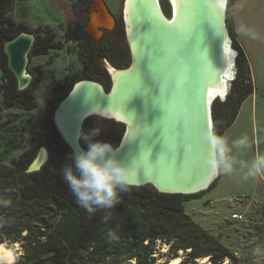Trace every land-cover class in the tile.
<instances>
[{"label":"trees","instance_id":"16d2710c","mask_svg":"<svg viewBox=\"0 0 264 264\" xmlns=\"http://www.w3.org/2000/svg\"><path fill=\"white\" fill-rule=\"evenodd\" d=\"M234 1L228 2L227 22ZM18 2L0 0V95L5 110L20 108L33 111L38 107L33 92L38 80L32 73L33 81L29 88L18 89L15 75L8 66L4 45L22 32L32 33L36 41L31 58L43 55L51 48H61L63 43L55 40L51 30L39 28L32 31L17 22L13 13ZM75 28L74 32L66 31V41L78 42L84 50L95 45L85 35L83 20L78 21ZM44 32L45 36H42ZM235 49L238 51L236 66L239 70L230 95L225 102L216 100L213 104L214 128L221 134L233 126L242 105L254 93L247 55L236 41ZM88 52V59L98 66L95 53ZM80 80L102 82L85 70L81 75L68 76L64 85L55 88L61 96L57 104ZM7 125L0 115V133L12 136L16 130H6ZM40 127L41 132L36 140L30 141L29 147H25L27 139L16 133L13 141L19 143L14 149H23V152L10 165L5 163L0 152V198L11 201L7 207H0V246L19 249L14 264H157L165 254L158 244L168 245L172 258L180 251L185 252L181 264H196L198 259L205 257H209L210 264H226L227 261V264H239V259L228 248L186 214V199L200 193L188 196L163 194L151 185L142 186L121 194L120 203L115 208L99 210L89 216L76 203L62 179L61 169L70 162L72 150L56 129L53 112L40 121ZM81 143L87 147L82 139ZM42 146L48 149L49 161L41 170L28 172ZM10 147L7 145L8 149Z\"/></svg>","mask_w":264,"mask_h":264},{"label":"water","instance_id":"95a60500","mask_svg":"<svg viewBox=\"0 0 264 264\" xmlns=\"http://www.w3.org/2000/svg\"><path fill=\"white\" fill-rule=\"evenodd\" d=\"M168 2L170 16L161 0H124L129 67L118 69L105 60L110 90L93 80L74 83L54 110L53 121L72 152L86 149L77 132L89 118L98 116L122 124L123 136L113 146L120 159L130 162L144 155L151 162L150 171L140 170V187L151 185L163 194L188 196L207 191L220 175L203 165L208 146L201 130L215 126L213 104L222 101L219 95L210 104L209 87L221 85V74L231 75L235 70V77L228 78L230 90L238 51L232 47L237 55L233 62L226 59V45L232 46L227 24L229 0H179L177 13L172 1ZM35 41V35L22 32L4 45L9 69L21 91L33 81L28 66ZM226 62L234 63L233 67H226ZM107 65L116 73L115 79ZM95 111L114 113L121 119ZM49 159L44 146L28 172L41 170Z\"/></svg>","mask_w":264,"mask_h":264},{"label":"rangeland","instance_id":"374dc122","mask_svg":"<svg viewBox=\"0 0 264 264\" xmlns=\"http://www.w3.org/2000/svg\"><path fill=\"white\" fill-rule=\"evenodd\" d=\"M122 1L104 0L110 12L119 18ZM161 2L170 16L168 0ZM75 4L73 0H19L14 10L13 17L17 22L25 24L32 31L39 28L51 30L55 40L63 43L61 48H51L44 51L43 55H34L30 58L28 70L38 80L33 88L38 104L36 109L5 110L0 95V115L3 122L8 124L6 130H16V133L23 135L27 139L25 147H29L30 141L36 140L41 132L40 121L53 112L61 97L55 88L64 85L68 76L81 75V71L85 70L89 74L96 75L97 80L102 81L99 83L110 90L111 80L102 69L104 58L99 61L98 66L89 61V69H84L78 42L66 41V31L74 32L76 29ZM87 18L88 14L84 11L83 23ZM227 24L232 47L235 49V41L238 42L247 55L251 66L254 93L242 105L233 126L223 134L219 130L218 133L227 135L229 142L246 135L250 148L241 153L238 159L250 160L257 152H264V0H235ZM42 36H45V32ZM122 39L119 37L115 48L111 50L116 49L118 52L115 54L111 52L114 64L112 65L118 66V69H125L130 65L124 35ZM237 70H239L238 66H236ZM228 96L222 101L225 102ZM84 127V131L101 128L100 135L95 139L111 143L114 147L118 146L124 133L121 124L98 116L91 117ZM16 133L12 136L0 133V152L3 153L7 165L17 160L23 152V149H14L19 143L13 141ZM7 145L11 146L10 149ZM184 205L186 214L192 221L228 248L237 258L240 256L239 264H253L254 259H257L258 264H262L259 258L252 255V250L257 245L264 246V178L244 180L238 171L231 175L220 174L212 189L194 198H187ZM236 213L242 214L243 219L234 220L232 215ZM158 248L165 254L157 264H168L173 256L168 253L169 247L164 251L165 245L158 244ZM12 250L17 258L19 249ZM179 256L183 261L186 253L180 251L176 257ZM197 261L196 264H202L199 263V259Z\"/></svg>","mask_w":264,"mask_h":264},{"label":"clouds","instance_id":"9594fccd","mask_svg":"<svg viewBox=\"0 0 264 264\" xmlns=\"http://www.w3.org/2000/svg\"><path fill=\"white\" fill-rule=\"evenodd\" d=\"M101 131L99 127L87 132L78 131V139H82L87 147L71 152L70 162L61 169L62 179L76 203L89 216L99 210L115 208L121 194L141 186L140 170L145 173L151 170V162L144 155L133 157L130 162L121 160L118 149L111 143L95 139ZM201 137L208 146L203 165L210 173L231 175L238 171L244 180L264 178V152H257L250 160L238 159L250 148L246 135L229 142L227 135L218 134L213 126H209L201 130ZM10 203V200L0 198V207ZM252 255L264 258V246L257 245Z\"/></svg>","mask_w":264,"mask_h":264},{"label":"flooded vegetation","instance_id":"af4514ba","mask_svg":"<svg viewBox=\"0 0 264 264\" xmlns=\"http://www.w3.org/2000/svg\"><path fill=\"white\" fill-rule=\"evenodd\" d=\"M96 1L97 0H86V2L82 3V4L79 3V1H74L76 3L74 6L75 18H76L75 23H77L80 20H83V15H84V11H85L88 14L87 21L84 22L85 33H86L87 37L95 43L94 46H90L89 48H86V50L80 48L81 49V55L83 56V66L86 68L88 67V69H89V66H90L89 61H91V59H88L89 55L86 54V51L87 50L90 51V52H88L89 54L95 53V56L97 57V59L99 61L104 58V60H102V62H103L102 69L105 73L108 74V77L111 79L110 74H109V72L105 66V60H109L110 63L113 64V59H112L113 54L111 52H113L114 54L118 53V52H116V49L113 51H111V50L113 48H115V45L119 41V37H121V39H122L123 35L125 36V40H124L125 42L124 43L127 44L128 57H129V60L131 62L130 50H129V45H128V42L126 39L125 26H124V20H123L124 0L122 1L120 18L117 17L116 15H113L110 12L106 2H104V0H102L103 7H104L105 11L107 12L108 15L111 14V16L113 17L114 25L111 29L108 28L104 24V22L106 21V18L102 16L101 17V23L99 24V32H101V36L99 39L93 37L92 33L89 31V25L91 23V18H92V8H93V5L96 3ZM99 1H101V0H99ZM162 6H163V4H162ZM163 10H164L165 14L168 16V13H167V11H165L164 7H163ZM95 12L100 13V9L97 8ZM121 34H122V36H121ZM115 67L118 68V66H115ZM231 89H232V86L229 90V93H230ZM229 93H228V95H229ZM222 102H224V100ZM56 107L52 110L53 113H54V110L56 109Z\"/></svg>","mask_w":264,"mask_h":264},{"label":"bare ground","instance_id":"6f19581e","mask_svg":"<svg viewBox=\"0 0 264 264\" xmlns=\"http://www.w3.org/2000/svg\"><path fill=\"white\" fill-rule=\"evenodd\" d=\"M175 11L177 13V7H178V2L179 0H171ZM221 3V2H220ZM225 5V1L223 3V6ZM100 9V13H96V9ZM127 14V13H126ZM105 17L106 21L104 22V24L108 27V28H112L114 25V20L113 17L107 14V12L105 11L104 7H103V2L102 0L99 1L97 0L96 3L93 5L92 8V18H91V23L89 25V31L92 33L93 37L95 38H100L101 36V32H99V24L101 23V17ZM127 17V15H126ZM178 18V17H177ZM231 42V41H230ZM232 46L228 43L226 45V59H229V61L231 60L232 62L234 61V57H236L237 53L231 49ZM230 56H232L230 59ZM234 63L231 62H226V67L231 68L233 67ZM107 67L109 68V70L111 71V73L114 76V79L116 78V73H114V71L110 68L109 65H107ZM226 71V70H225ZM235 70L232 72L231 71V75L227 72V73H222L221 74V85H215V86H211L209 87V96H210V104L212 103L213 100H216L218 98V96L220 95L222 99H225L227 94H228V90H229V82H228V78H234L235 77ZM220 79V78H219ZM222 93V95H221ZM96 113H100L101 115L105 116V117H113L115 115V117H117V119H121L118 115L114 114V113H109V112H101V111H95ZM130 131H133V128L130 127ZM168 245H165V249L164 251H167L168 249ZM15 253L12 249L7 248L5 245H1L0 246V262L2 264H13L15 262ZM160 261V259H159ZM182 263V257H174L172 258L168 264H181ZM199 263L202 264H210V259L208 257L199 259ZM228 263V261H227ZM226 263V264H227Z\"/></svg>","mask_w":264,"mask_h":264},{"label":"built area","instance_id":"2783aa9c","mask_svg":"<svg viewBox=\"0 0 264 264\" xmlns=\"http://www.w3.org/2000/svg\"><path fill=\"white\" fill-rule=\"evenodd\" d=\"M232 218H233L234 220H242V219H243V215H242V214H238V213H236V214H233V215H232Z\"/></svg>","mask_w":264,"mask_h":264},{"label":"crops","instance_id":"0c3cea01","mask_svg":"<svg viewBox=\"0 0 264 264\" xmlns=\"http://www.w3.org/2000/svg\"><path fill=\"white\" fill-rule=\"evenodd\" d=\"M16 7H17V6H16ZM15 20H16V19H15ZM20 23H21V22H20ZM239 258H240V256L238 257V259H239ZM258 260H259V262H261L262 264H264V262H263V261H264V258H263V259H262V258H259ZM260 260H262V261H260ZM239 261H240V259H239ZM256 261H257V259H254L253 264H258Z\"/></svg>","mask_w":264,"mask_h":264},{"label":"snow or ice","instance_id":"6c2138e0","mask_svg":"<svg viewBox=\"0 0 264 264\" xmlns=\"http://www.w3.org/2000/svg\"><path fill=\"white\" fill-rule=\"evenodd\" d=\"M174 2H175V0H174ZM221 95H222V93H221ZM128 99V97L125 99V101ZM124 101V102H125ZM124 102L122 103V105H121V111H123V107H124ZM209 123H211V122H209ZM197 167H199V165L197 164Z\"/></svg>","mask_w":264,"mask_h":264}]
</instances>
